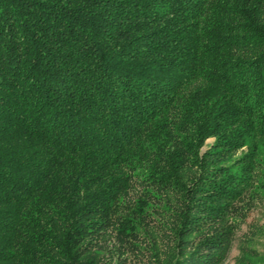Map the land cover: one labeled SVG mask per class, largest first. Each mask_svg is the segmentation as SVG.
I'll return each instance as SVG.
<instances>
[{
	"label": "trees",
	"instance_id": "1",
	"mask_svg": "<svg viewBox=\"0 0 264 264\" xmlns=\"http://www.w3.org/2000/svg\"><path fill=\"white\" fill-rule=\"evenodd\" d=\"M256 181L264 0H0V264H95L161 194L174 264H218Z\"/></svg>",
	"mask_w": 264,
	"mask_h": 264
},
{
	"label": "rangeland",
	"instance_id": "2",
	"mask_svg": "<svg viewBox=\"0 0 264 264\" xmlns=\"http://www.w3.org/2000/svg\"><path fill=\"white\" fill-rule=\"evenodd\" d=\"M214 137L207 138L201 146L203 153L210 149ZM239 150L236 155H240ZM190 178L186 174L184 180ZM253 183L251 190L241 202L236 203L233 218L237 219L230 247L224 259L218 264H238L243 249L252 251L250 260L256 264H264V182ZM144 189L136 184L131 190L130 197H140ZM177 194L153 197L147 212L140 219L132 220L133 229H123L120 224H113L100 232L90 244L95 264H174L176 233L179 223L175 212L179 211L180 202L174 198ZM171 198L168 206L163 203L164 198ZM174 198V199H173ZM122 228V229H121ZM211 230L195 232L184 237L183 251L191 250L195 244L205 237Z\"/></svg>",
	"mask_w": 264,
	"mask_h": 264
}]
</instances>
